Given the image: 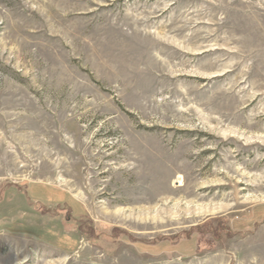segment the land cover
Listing matches in <instances>:
<instances>
[{
  "label": "rangeland",
  "instance_id": "374dc122",
  "mask_svg": "<svg viewBox=\"0 0 264 264\" xmlns=\"http://www.w3.org/2000/svg\"><path fill=\"white\" fill-rule=\"evenodd\" d=\"M0 264H264V0H0Z\"/></svg>",
  "mask_w": 264,
  "mask_h": 264
}]
</instances>
